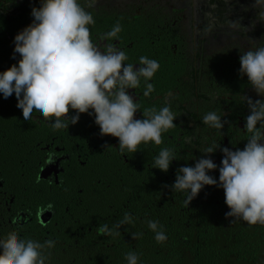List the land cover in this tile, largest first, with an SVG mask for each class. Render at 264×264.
Instances as JSON below:
<instances>
[{"label": "flooded vegetation", "instance_id": "1", "mask_svg": "<svg viewBox=\"0 0 264 264\" xmlns=\"http://www.w3.org/2000/svg\"><path fill=\"white\" fill-rule=\"evenodd\" d=\"M254 4L255 0H95L92 7L85 5L95 19L89 26L93 41L119 21L123 30L113 43L128 55L126 63L139 67L138 58L147 56L160 64L150 81L155 88L150 96L143 95V80L137 89L128 90L140 106L135 118L143 119L145 109L159 110L167 103L177 116L176 127L162 133L160 145L142 143L135 153L121 154L118 138L100 135L94 116L82 113L68 129L53 131L44 120L25 121L15 94L7 99L0 95V237L15 234L43 243L63 226H71L75 234L85 231L94 220L92 205L100 202L99 194L124 186L126 172L133 186L138 173L163 172L152 167L163 148L173 150L175 177L179 167L194 166L206 155L220 165L223 147L243 149L249 108L242 96L264 99L238 71L242 51L264 46V20ZM33 6L39 7L40 0H0V71L20 59L14 53V37L32 22ZM209 111L222 115L223 129L202 122ZM73 114L70 109L67 115ZM210 145L219 147L212 154L200 150ZM209 174L218 179L219 171ZM201 192L211 199L220 192L225 201L222 188L206 185ZM201 197L198 193L195 199ZM221 207L225 217L228 206L222 201ZM90 224L89 230L97 226Z\"/></svg>", "mask_w": 264, "mask_h": 264}, {"label": "clouds", "instance_id": "2", "mask_svg": "<svg viewBox=\"0 0 264 264\" xmlns=\"http://www.w3.org/2000/svg\"><path fill=\"white\" fill-rule=\"evenodd\" d=\"M94 3L95 0H40L39 7L33 6L32 22L14 37V53L20 59L0 71V95L7 99L15 94L16 106L25 121L44 120L53 131L68 129L82 113L94 116L100 135L118 138L121 154L135 153L142 143L160 145L162 133L176 127V114L166 103L159 110L145 109L144 118L136 119L140 106L128 91L137 89L143 80V95L150 96L155 91L150 81L160 64L147 56L138 58L139 67L126 63L128 55L113 43L123 30L119 21L100 34L98 42L93 41L89 26L95 24V19L87 8ZM253 6L261 10L259 19L264 20V0H255ZM239 62V74L247 77L258 96H264V46L253 45L242 51ZM242 97L249 108L244 124L249 135L244 148L223 147L220 165L206 155L197 159L194 166L179 167L170 187L186 194V205L206 185L222 188L230 209L225 218H233L230 223L242 220L248 225L264 226V99ZM70 109L75 114L68 116ZM202 122L213 129H223L226 123L215 111L207 112ZM189 140L186 138V142ZM218 147L210 145L200 150L212 154ZM174 159L173 150L163 148L154 157L152 167L167 172ZM49 162L54 163L52 156ZM216 169L218 179L209 174ZM132 223V216L125 212L114 229ZM148 227L155 233L157 243L167 240L158 221L149 220ZM98 232L119 235L107 224L100 226ZM131 235L138 239L143 233ZM55 243L52 239L41 243L15 234L0 237V264H47L49 250ZM125 260L127 264H138L139 257L130 251Z\"/></svg>", "mask_w": 264, "mask_h": 264}, {"label": "trees", "instance_id": "3", "mask_svg": "<svg viewBox=\"0 0 264 264\" xmlns=\"http://www.w3.org/2000/svg\"><path fill=\"white\" fill-rule=\"evenodd\" d=\"M172 164L163 174L138 173L134 186L126 172L124 186L99 194L100 202L92 205V222L97 226L89 230V221L85 231L77 234L71 226H63L50 238L56 243L49 250L47 264H127L125 254L130 251L138 255V264H264V226L248 225L242 220L230 223L233 218L223 216L221 202L225 201L220 192L211 199L200 191L203 198H194L186 205V194L170 187L176 178ZM145 183L150 188L145 189ZM161 188L165 189L164 195ZM125 212L134 223L114 229ZM149 220L163 227L167 235L164 243L154 239ZM105 224L119 235L100 234L98 228ZM132 233L143 235L133 239Z\"/></svg>", "mask_w": 264, "mask_h": 264}, {"label": "rangeland", "instance_id": "4", "mask_svg": "<svg viewBox=\"0 0 264 264\" xmlns=\"http://www.w3.org/2000/svg\"><path fill=\"white\" fill-rule=\"evenodd\" d=\"M247 264H250V263H247Z\"/></svg>", "mask_w": 264, "mask_h": 264}]
</instances>
